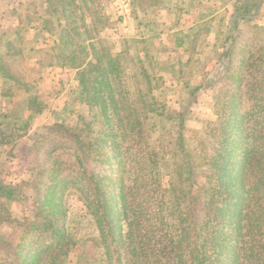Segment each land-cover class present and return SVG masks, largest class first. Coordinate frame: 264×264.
<instances>
[{"label":"trees","instance_id":"16d2710c","mask_svg":"<svg viewBox=\"0 0 264 264\" xmlns=\"http://www.w3.org/2000/svg\"><path fill=\"white\" fill-rule=\"evenodd\" d=\"M47 1L57 13L50 14L65 22L58 31L65 48H57L59 61L55 63L65 66L71 60L80 68L87 62L79 56L91 52L83 72L92 71L98 84L91 93L101 102L99 114L103 118L110 115L107 119L112 124H107L99 136L94 135V127L82 123L53 124L76 143L78 170L73 182L79 184L88 222L95 226V232L84 236L79 245L92 239L100 256L97 259L77 246L76 264H264V65L257 62L258 55H244L232 68L238 85L217 94L216 119L208 121L203 137L191 144L182 133L187 108L172 110L151 93L152 76L147 65L152 54L148 50L143 49L142 57H138L125 50L112 52L100 39L85 43L79 27L86 23L83 16L78 19V14L90 17V23L95 24L103 18L101 11L92 12L87 0ZM233 7L221 43L229 63L240 25L256 24L264 11V0H234ZM50 23L43 24L42 31H49ZM146 32L152 36L156 31ZM145 41L150 43L151 39ZM183 42L181 39L180 44ZM121 56L136 60L128 77L135 82V91L120 75ZM237 69H242L243 76ZM0 72L9 73L4 63H0ZM243 78L245 82L241 83ZM114 84L119 88L118 95L113 91ZM102 89L107 91V99L98 97L96 91ZM1 90L12 94L3 87ZM89 96L84 101L90 104ZM243 98L251 102L246 109L241 106ZM28 107L31 111L23 125L15 128L12 124L0 132V146L11 143L16 132L26 134L34 113L40 111L33 103ZM167 118L175 122L168 126L172 132L164 139L162 129H166ZM196 159L204 170L196 168ZM148 169L150 174L154 171L168 176L169 198H165L157 179L149 176ZM201 174L206 196L198 202L193 186ZM15 191L10 184L0 183V222L10 215L8 204ZM57 208L48 191L41 205L44 216L32 223L53 231L51 243L41 249L39 246L35 255L30 253L31 245L23 243L28 236L25 231L14 229L12 238L3 242L1 250L6 254L0 260L5 263L15 253L17 259L10 264H38L45 253L54 258L59 251H66L72 241L70 234L64 232L57 218L48 216ZM24 247L27 250L20 257ZM50 258L45 264H63V260Z\"/></svg>","mask_w":264,"mask_h":264},{"label":"rangeland","instance_id":"374dc122","mask_svg":"<svg viewBox=\"0 0 264 264\" xmlns=\"http://www.w3.org/2000/svg\"><path fill=\"white\" fill-rule=\"evenodd\" d=\"M87 2L91 5L90 10H100L103 18L93 24L90 17L78 14V19L83 16L86 23L79 27L82 33L80 39L85 43H97L100 39L112 52L125 50L129 55L136 54L138 57H142L143 49L148 50L152 54L148 55L151 61L147 65L152 76L149 82L151 93L172 110L187 108L182 133L188 143L196 144L203 137V127H208L207 122L216 119L217 94L221 95L238 85L232 68L239 64L240 59L255 52L257 62L264 65V11L254 22L256 24L240 25L233 47L234 55L230 63L227 60L221 43L234 9V0ZM50 13L57 14L47 0H0V63H4L9 73L13 74L9 77V73L0 72V132L12 124L15 128L23 125L30 114L28 105L31 103L40 109L30 120L26 134L16 132L11 143L0 146V183L10 184L16 189L8 204L10 215L0 222V257L5 256L6 253L1 250L3 242L12 238L14 229L25 231L28 236L23 243L31 245L30 253L35 252V255L39 246L41 249L47 242H52L55 235L51 229L32 224L43 218L42 200L50 191L58 208L48 216L57 218L72 241L66 251H59L54 258L45 253L38 264H45L49 258L63 260V264H76L77 246H80L84 236L89 237L95 232V226L88 222L80 186L73 182L78 170L76 143L53 124L75 126L82 123L94 127L95 136L104 134L107 124H112L107 119L110 115L103 118L99 114L101 102L91 93V89L98 84L92 71L87 69L83 72L91 60V52L79 56L87 62L80 68H76L71 60L65 66L55 63L59 61L57 48H65L58 37V31L65 22ZM32 15H39L40 18L34 19ZM60 17L64 19V16ZM50 21L49 31H42L41 26ZM149 30L156 32L151 36L146 32ZM145 38L151 39L150 43ZM181 39H184L182 44ZM230 43L228 38L227 44ZM66 46L73 49L70 44ZM123 58L120 57V64L123 65L120 75L134 90L135 82L128 77L134 71L136 60ZM241 71L236 70L243 76ZM242 82H245L244 78ZM2 87L12 94L8 96L1 90ZM118 89L114 84L115 95H118ZM98 92V97L107 99L105 89ZM85 96H89L90 104L84 101ZM250 105V101L242 99V108ZM174 122L168 118L164 121V139H168V132H172L168 126ZM201 164L196 159L198 170H204ZM147 172L157 179L165 198H169L168 176L165 173L157 175L154 171L150 174L149 169ZM201 175L193 186L198 202H203L206 196L204 176ZM149 194L152 192L149 191ZM153 199L156 201L158 195H154ZM91 240H87L80 249L84 247L88 255L95 254L98 259L100 256ZM24 248L20 257L27 250V247ZM9 259L5 263L1 259L0 264H10L17 259L16 254L11 253Z\"/></svg>","mask_w":264,"mask_h":264}]
</instances>
